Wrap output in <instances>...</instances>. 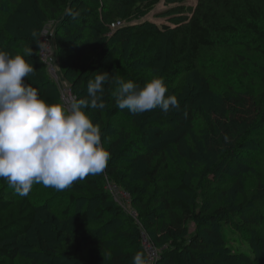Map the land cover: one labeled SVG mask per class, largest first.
Returning a JSON list of instances; mask_svg holds the SVG:
<instances>
[{"label": "trees", "instance_id": "obj_1", "mask_svg": "<svg viewBox=\"0 0 264 264\" xmlns=\"http://www.w3.org/2000/svg\"><path fill=\"white\" fill-rule=\"evenodd\" d=\"M158 1L0 0V49L15 55L25 47H31L33 54L26 59L32 64L38 63L39 40L36 36L27 40V20L33 19L37 26L54 20L58 22L55 43L61 74L65 75L66 71L59 48L68 52L73 47L74 37L84 38L85 47L77 46L72 62V70L78 72L72 82L76 98L88 97V82L100 71H108L125 80L131 79L140 86L153 77H163L167 94L176 95L180 101L179 110L165 114L157 107L140 115L132 114L115 106L114 88L106 85L103 94L107 105L105 109L86 111L93 123L100 125L101 142L111 153L104 172L130 193L135 204L142 206L143 217H150L153 203L160 205L168 214L166 229L169 245L154 264H209L214 262L212 260L219 261L221 253L219 250V254L205 250L207 244L200 234L188 238V225L191 222L198 226L206 225L205 231L209 236L229 249L225 231L241 238V232L232 226L247 228L256 220V214L252 213L248 218L243 212L225 206L201 213L195 207L197 191L194 189L192 201L171 195L172 183L175 186L178 182L177 188L190 191L193 178H190L189 154L178 150L183 136L177 137L173 142L175 145L170 146L164 136L174 128L182 129L189 122L196 121L194 109L198 99L183 95L180 83L188 75L202 70L215 82L232 78L234 85L231 88L237 87L232 92L248 87L255 92L260 91L253 119L241 122L248 124V128H244L245 132L237 142V151H243L244 139H250L264 130V0H196L193 5L187 0H169V3H174L164 13L169 18L159 24L144 19ZM69 8L79 10V16L74 19L67 15ZM113 23L120 26L112 30ZM100 40L111 42L110 49L106 50L104 60L96 55L90 64L88 54L93 48L103 52ZM94 51L98 52L97 49ZM221 53L233 54L228 67L231 71L225 70L223 64L220 66L217 55ZM25 82L35 87L46 102L50 101L47 100V92L54 85L45 81L42 72L30 74ZM217 103H222V107L216 104L212 110L211 116L215 119L225 117L224 110H227L223 107L226 100H218ZM229 155L227 152L223 156L228 158ZM210 169L215 171V168ZM86 180L97 189L87 197L90 202H110L113 205L106 209L118 208L109 192L97 184L93 176H88ZM67 199L68 206L62 210L63 213H68L71 205L77 204L78 196L69 194ZM53 201L58 202L59 198H53ZM247 203L248 198L244 194L239 203L241 210L245 206L247 208ZM102 211V208L98 210ZM38 213V203L33 197L8 196L0 192V264H17L13 243L30 231ZM235 213H241V217L236 218ZM230 215L235 216L230 224L219 222ZM81 218L86 219L85 212ZM213 223H219L221 230L213 231L210 227ZM140 237L138 233L137 239H133L135 246L140 247ZM242 241L243 245L231 247L233 254L238 252L240 257L245 256L255 263L257 253L254 244L245 239ZM245 244L252 251L245 249Z\"/></svg>", "mask_w": 264, "mask_h": 264}, {"label": "rangeland", "instance_id": "obj_2", "mask_svg": "<svg viewBox=\"0 0 264 264\" xmlns=\"http://www.w3.org/2000/svg\"><path fill=\"white\" fill-rule=\"evenodd\" d=\"M168 1L159 0L144 19L154 20L159 24L169 18L164 13L173 7L174 3ZM187 1L188 4H196V0ZM25 5L26 3L23 7ZM27 23V40L34 38L35 32L40 44L39 62L33 63L34 73L42 72L45 81L54 85L52 90L47 92L49 97L47 100H50L48 103L75 96L72 82L77 78L78 72L72 70V62L75 59L77 46L85 47L84 38L74 37L73 47L68 52L59 48V52L60 50L62 52L60 58L66 71L65 76L61 74L57 63L55 31L58 22L48 20L37 26L34 20L30 19ZM108 35L110 34H106ZM99 44L103 52L100 53L97 47L93 48L88 54L90 64L97 56L100 60H104L106 50L110 49L112 43L100 40ZM96 49L98 52L94 51ZM217 56L221 62L220 66L223 64L225 70L231 71L228 67L231 65L229 61L233 54L221 53ZM233 85L232 78L215 82L203 70L188 75L180 83L183 95L198 99L194 109L196 121L189 122L182 129L173 127L168 135L165 134L164 139L170 146L175 145L173 142L177 137L183 136L178 150L189 154L190 178L192 177L193 180L190 191L177 188L178 182L175 186L172 183L171 195L190 198L192 201L194 189L197 191L195 207L201 213L205 212L204 210L213 211L219 206H225L243 212L248 218L252 213L256 214V220L247 225V228L232 226L241 232L242 239L254 244L257 253L255 263L245 256L240 257L238 252L233 254L231 247L244 243L240 237L227 231L225 235L229 249L225 245L218 244L215 237L209 236L204 224L198 226L195 222H191L188 225V238L200 234L204 236L207 244L205 250L215 251V254L221 253L222 258L219 261L212 260L214 262L209 264H264V130L254 134L250 139H244L243 151L236 150L237 142L245 132L244 128H248V124L243 125L241 122L253 119L260 91L255 92L248 87L246 90L244 88L232 92L237 88H231ZM253 98L254 100L251 101ZM218 100H226L223 107L227 110H224L225 117L215 119L211 116L212 110L216 104L222 107V103H217ZM102 144L105 147L104 142ZM171 150L176 151L174 148ZM227 152L230 153L228 158L223 156ZM210 168H215V171H211ZM93 178L105 189L107 183L114 182L105 172ZM120 188L123 189L121 186ZM96 190V187L86 179L75 182L71 188L64 191L46 188L42 184L34 185L29 196L37 200L39 213L30 231L13 243L17 264H132V258L137 250L145 252L152 258L153 264L156 263L169 245L166 229L167 212L160 205L153 203L150 217H143L142 206L135 204L131 195L125 202L121 200L119 204L117 203L118 208L109 210L106 208L113 205L112 203L90 202L87 199L91 192ZM0 192L8 196H18L3 178H0ZM243 193L247 195L248 203L247 208L245 206L241 210L239 203ZM69 194L78 196V201L77 204L71 205L68 213H63L62 210L68 206ZM53 198H59V201L54 202ZM100 208L103 209L102 212H98ZM84 212L86 219L82 220ZM235 216L241 217V213H235ZM235 216H225L226 218L219 222L230 224ZM253 219H255L254 215ZM219 226H221L219 223L210 224L213 231L221 230ZM138 233L141 234L140 247L135 246L133 241L134 238L137 239ZM244 246L249 252L252 251L248 248V244Z\"/></svg>", "mask_w": 264, "mask_h": 264}, {"label": "clouds", "instance_id": "obj_3", "mask_svg": "<svg viewBox=\"0 0 264 264\" xmlns=\"http://www.w3.org/2000/svg\"><path fill=\"white\" fill-rule=\"evenodd\" d=\"M79 14L67 10L74 19ZM32 54L31 47L15 55L0 49V178L20 197H27L36 184L64 191L90 175L104 173L111 153L101 142L100 125L93 123L86 109H105L106 85L114 88L115 106L135 115L157 107L165 114L180 108L176 95L167 94L163 77L140 86L108 71L89 80L87 98L72 96L48 103L25 82L35 71L26 59ZM132 264L153 261L137 251Z\"/></svg>", "mask_w": 264, "mask_h": 264}, {"label": "built area", "instance_id": "obj_4", "mask_svg": "<svg viewBox=\"0 0 264 264\" xmlns=\"http://www.w3.org/2000/svg\"><path fill=\"white\" fill-rule=\"evenodd\" d=\"M118 25L119 23H113L111 27L114 30L115 28L118 27ZM106 189L116 204L117 203L119 204L121 200L125 202L126 198L128 199L130 196V193L124 189H121L120 186L116 182L107 183Z\"/></svg>", "mask_w": 264, "mask_h": 264}, {"label": "bare ground", "instance_id": "obj_5", "mask_svg": "<svg viewBox=\"0 0 264 264\" xmlns=\"http://www.w3.org/2000/svg\"><path fill=\"white\" fill-rule=\"evenodd\" d=\"M121 23V22H120ZM122 25V24H121ZM120 26V25H119Z\"/></svg>", "mask_w": 264, "mask_h": 264}]
</instances>
